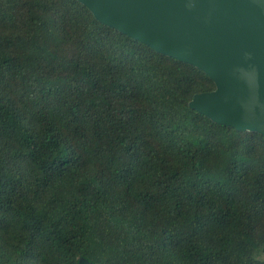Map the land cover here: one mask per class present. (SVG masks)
Here are the masks:
<instances>
[{
    "label": "trees",
    "instance_id": "trees-1",
    "mask_svg": "<svg viewBox=\"0 0 264 264\" xmlns=\"http://www.w3.org/2000/svg\"><path fill=\"white\" fill-rule=\"evenodd\" d=\"M215 87L79 0H0V264H264V135L190 107Z\"/></svg>",
    "mask_w": 264,
    "mask_h": 264
},
{
    "label": "water",
    "instance_id": "water-1",
    "mask_svg": "<svg viewBox=\"0 0 264 264\" xmlns=\"http://www.w3.org/2000/svg\"><path fill=\"white\" fill-rule=\"evenodd\" d=\"M79 1L100 22L204 70L216 87L191 108L264 135V0Z\"/></svg>",
    "mask_w": 264,
    "mask_h": 264
}]
</instances>
